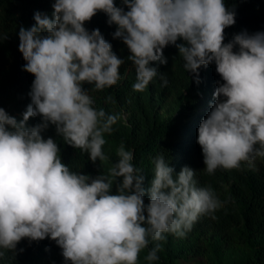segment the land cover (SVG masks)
I'll return each instance as SVG.
<instances>
[{"label": "clouds", "instance_id": "1", "mask_svg": "<svg viewBox=\"0 0 264 264\" xmlns=\"http://www.w3.org/2000/svg\"><path fill=\"white\" fill-rule=\"evenodd\" d=\"M120 2L54 0L52 18L37 11L35 24L19 29L23 70L34 80L22 119L0 107V249L16 255L23 239L50 238L66 264H138L141 251L154 243L145 257L152 264L166 234L184 237L201 216L215 218L222 207L210 187L197 186L195 170L185 166L176 173L163 154L154 158V175L145 188L143 170L123 144L107 173L91 177L71 171L56 141L42 135L52 125L94 164L108 160L104 134L112 133L119 115L97 110L83 85L96 91L116 85L124 60L99 29H86L98 12L117 26L113 38L130 52L135 91L157 77L155 62L167 64L169 45L178 49L197 84L199 69L215 64L223 82L217 81L210 111L197 130L209 174L264 159V31H242L225 43L236 13L224 0ZM161 80L167 86L166 77ZM34 117L41 122L29 127Z\"/></svg>", "mask_w": 264, "mask_h": 264}, {"label": "trees", "instance_id": "2", "mask_svg": "<svg viewBox=\"0 0 264 264\" xmlns=\"http://www.w3.org/2000/svg\"><path fill=\"white\" fill-rule=\"evenodd\" d=\"M122 6L120 0H115ZM230 10H235L236 23L225 29V43L242 31L249 34L264 31V0H224ZM54 0H0V107L9 115L22 119L27 105L34 76L23 70L26 61L20 53L19 29L35 24L37 11L52 18ZM127 11V8H125ZM108 17L98 12L87 30L99 29L112 51L124 60L119 72L121 80L116 85L96 91L93 85L84 84L94 107L107 114H118L111 134H104L103 151L107 161L94 164L86 152L67 145L50 125L42 133L44 138H53L60 148L59 155L71 171L95 177L106 174L118 159L116 152L121 144L133 152L135 167L143 170L144 187H150L154 175V158L163 154L176 173L188 166L195 170L198 187H210L222 202V207L212 216H201L184 237L166 234L160 242L159 259L152 264H177L180 260L203 261L205 256L213 264H222L224 250L246 249L247 258L242 264H264V159L257 158L255 167L242 164L239 169L218 168L213 174L206 171L202 150L197 143L198 127L210 111V102L218 86L223 82L216 72L215 64L199 69L200 83L184 68V60L175 46L164 49L167 64L155 62L158 75L142 92L135 91L134 64L128 59L130 52L120 40L114 39L116 25L107 23ZM181 41H178L180 43ZM161 75L168 83L162 86ZM202 95L207 104L196 107V98ZM111 97V100L107 98ZM165 109L164 117L160 110ZM121 112L128 114L123 121ZM41 122L40 117L30 118L29 127ZM115 194V187L113 188ZM147 203V196L145 197ZM176 239L179 242H176ZM201 243V244H199ZM154 247L150 243L148 251ZM23 249V251H19ZM0 257V264H66L61 248L50 238L41 241L23 239L17 245V254L8 250Z\"/></svg>", "mask_w": 264, "mask_h": 264}, {"label": "rangeland", "instance_id": "3", "mask_svg": "<svg viewBox=\"0 0 264 264\" xmlns=\"http://www.w3.org/2000/svg\"><path fill=\"white\" fill-rule=\"evenodd\" d=\"M207 104V100L202 95H199L196 98L195 106L196 107H202ZM165 109L160 110V113L166 117L168 114L165 113ZM121 116L123 121L127 122L128 120V114L125 112H121ZM256 164L254 163L255 167ZM176 242H179V240L176 239ZM201 244V243H199ZM147 255V248L142 250L139 254V260L138 264H149V262L145 259ZM247 250L246 249H230V250H224L222 257H221V263L222 264H242L246 258H247ZM177 264H213V261L209 258V256H205L203 261H195V260H180L177 262ZM217 264V263H215Z\"/></svg>", "mask_w": 264, "mask_h": 264}]
</instances>
